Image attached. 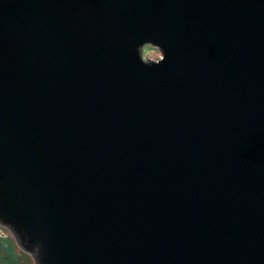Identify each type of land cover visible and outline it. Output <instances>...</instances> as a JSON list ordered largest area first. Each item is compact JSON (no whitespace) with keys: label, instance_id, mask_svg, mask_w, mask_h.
<instances>
[{"label":"water","instance_id":"water-1","mask_svg":"<svg viewBox=\"0 0 264 264\" xmlns=\"http://www.w3.org/2000/svg\"><path fill=\"white\" fill-rule=\"evenodd\" d=\"M0 135L46 264H264V0H0Z\"/></svg>","mask_w":264,"mask_h":264},{"label":"clouds","instance_id":"clouds-1","mask_svg":"<svg viewBox=\"0 0 264 264\" xmlns=\"http://www.w3.org/2000/svg\"><path fill=\"white\" fill-rule=\"evenodd\" d=\"M229 2L243 8L252 0ZM163 39L164 37L157 33L142 44L129 45L133 52L132 58L150 72L163 68L171 55L167 46L160 42ZM4 139H8L9 143L14 142L11 138L0 135V140ZM46 259L43 244L37 240L31 242L14 224L8 222V217L0 213V264H46Z\"/></svg>","mask_w":264,"mask_h":264}]
</instances>
